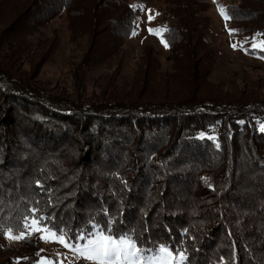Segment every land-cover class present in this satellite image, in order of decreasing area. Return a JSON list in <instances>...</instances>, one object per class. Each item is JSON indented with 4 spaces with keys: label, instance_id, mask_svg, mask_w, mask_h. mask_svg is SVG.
Returning a JSON list of instances; mask_svg holds the SVG:
<instances>
[{
    "label": "trees",
    "instance_id": "trees-1",
    "mask_svg": "<svg viewBox=\"0 0 264 264\" xmlns=\"http://www.w3.org/2000/svg\"><path fill=\"white\" fill-rule=\"evenodd\" d=\"M150 1L0 0V264H38L39 233L5 243L31 208L72 233L114 221L146 247L184 250L186 264H264V94L213 80L200 0H159L169 65L146 45L126 77ZM223 7L235 35L264 34V0ZM59 20L83 52L75 96L41 80L62 46ZM113 67L87 95L86 73Z\"/></svg>",
    "mask_w": 264,
    "mask_h": 264
},
{
    "label": "rangeland",
    "instance_id": "rangeland-1",
    "mask_svg": "<svg viewBox=\"0 0 264 264\" xmlns=\"http://www.w3.org/2000/svg\"><path fill=\"white\" fill-rule=\"evenodd\" d=\"M200 1L209 4V10L206 13L212 20V30L209 38L218 50V64L213 80L223 81L229 90L247 87L259 90L264 94V59L245 51V49H252L253 37L238 36L233 32L230 34L229 30H232V28L229 21H226L220 13V8L227 3V0ZM164 10L165 4L159 0H152L145 6L138 20V30L127 45L128 55L124 69L126 77H131L134 74L136 61L146 45L155 46L165 67L169 65L167 60L169 51L165 47L162 34H150L147 30L149 27L160 29ZM149 15L154 17L150 23L148 21ZM54 27L59 28L61 31L62 46L57 61L45 67L41 80L53 90L64 91L71 96H75L77 89L73 64L81 61L83 52L80 48H76L71 44L65 20H59L54 24ZM233 44H236L237 47L233 48ZM115 69L116 67H113L86 73L88 77L85 85L86 94L89 95L94 90L93 77L96 78L108 72H114ZM18 241L9 239L7 236L5 238L7 245H16ZM39 255L40 260L47 259L52 261L53 264H61V262L62 264H91L90 261L77 258L73 252L55 241L45 242L43 240V248Z\"/></svg>",
    "mask_w": 264,
    "mask_h": 264
},
{
    "label": "snow or ice",
    "instance_id": "snow-or-ice-1",
    "mask_svg": "<svg viewBox=\"0 0 264 264\" xmlns=\"http://www.w3.org/2000/svg\"><path fill=\"white\" fill-rule=\"evenodd\" d=\"M141 10H143L142 6ZM220 13L226 21L233 18L229 10L224 7L220 8ZM153 19V16H148L149 23ZM147 30L155 35H161L163 31H167V29L151 27ZM229 31L231 34L235 30ZM135 34L136 30L133 29V35ZM261 36L264 34L258 33L253 38L252 51L264 52V39H260ZM163 42L167 47V41ZM232 47L236 48L237 45L233 44ZM245 51L249 50L245 49ZM261 130L264 131V126ZM28 211L31 215L24 218V230L14 234V230L9 228L6 232L7 238L22 240L34 233H40L41 240L58 242L73 252L77 258L90 261L91 264H186L188 259L185 251L179 248H173L168 244L146 247L134 233L114 231L112 227L114 221H110L106 226L92 224L90 230L81 229L72 233L70 230L57 227L53 223L55 217L36 215L40 211L38 208H31ZM38 264H53V262L41 259Z\"/></svg>",
    "mask_w": 264,
    "mask_h": 264
}]
</instances>
